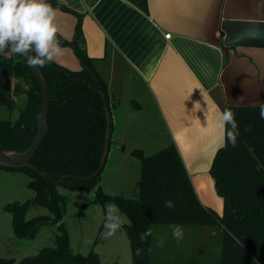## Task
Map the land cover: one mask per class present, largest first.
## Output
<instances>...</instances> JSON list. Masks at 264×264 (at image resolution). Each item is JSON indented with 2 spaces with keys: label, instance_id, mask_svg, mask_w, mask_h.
I'll return each mask as SVG.
<instances>
[{
  "label": "trees",
  "instance_id": "1",
  "mask_svg": "<svg viewBox=\"0 0 264 264\" xmlns=\"http://www.w3.org/2000/svg\"><path fill=\"white\" fill-rule=\"evenodd\" d=\"M47 2L76 15L72 39L65 40L59 34L58 38L61 45L72 48L81 68L70 70L56 62L38 67L48 86L47 132L26 165H0V170L26 173L28 187L34 191L32 199L4 206L11 213L15 236L32 237L48 223H55L58 233L54 246L43 247L19 261L0 256V264H102L93 251L87 255L71 251L62 221L66 197L58 192V185L70 191L94 190L97 201L113 203L128 217L130 222L124 229L132 264H264V119L259 115L260 104L225 106L235 113L239 135L235 147L228 144L217 149L209 169L215 190L223 198L221 214L200 202L172 142L151 154L133 148L130 153L140 165L137 189L129 197L105 193L99 181L106 159L101 163L108 127V151L112 132L111 95L95 67L96 59L86 53L82 14L58 0ZM0 68L26 85L21 88L15 84L3 90L0 83V106L9 111L16 106L15 97L25 95L15 120L0 118V146L20 153L31 145L36 133L40 88L27 63L10 47L0 51ZM24 126L26 134H18ZM169 200L173 202L171 208L165 206ZM33 202L47 207L51 214L26 219ZM173 224L214 231L220 241L219 263L151 260L152 234L144 241L140 236L147 230L152 233L155 226ZM138 248L142 249L139 256Z\"/></svg>",
  "mask_w": 264,
  "mask_h": 264
},
{
  "label": "crops",
  "instance_id": "2",
  "mask_svg": "<svg viewBox=\"0 0 264 264\" xmlns=\"http://www.w3.org/2000/svg\"><path fill=\"white\" fill-rule=\"evenodd\" d=\"M58 2L82 14L86 53L96 59L95 67L111 95L112 130L113 126H133L137 121L148 126L140 117V87L165 130L163 146L175 145L200 202L221 214L223 198L209 173L222 146L216 121L229 104L264 103V0ZM53 8L59 35L71 40L76 15ZM166 33H170L169 38ZM61 47L63 55L54 62L79 70L81 65L72 48ZM113 88L120 93H114ZM125 101L136 112L123 123L113 109ZM132 139H128L131 149L138 148ZM195 233L199 234L195 241L200 248L194 252L191 248L193 256H203L207 254L209 229Z\"/></svg>",
  "mask_w": 264,
  "mask_h": 264
},
{
  "label": "rangeland",
  "instance_id": "3",
  "mask_svg": "<svg viewBox=\"0 0 264 264\" xmlns=\"http://www.w3.org/2000/svg\"><path fill=\"white\" fill-rule=\"evenodd\" d=\"M11 88L18 84L25 88L24 82L15 77H10ZM131 84L130 82H128ZM132 85V84H131ZM120 93L119 89H112ZM139 94L143 103L141 118L148 124L137 121L133 126H113L110 137L109 151L106 155L103 172L99 185L105 193L110 195L132 196L139 184V161L130 153L131 141L138 143V148L145 154H151L163 148L166 141V133L161 126L158 113L150 104L147 93L139 87ZM120 95V94H119ZM119 97L116 98V103ZM25 95L15 97L16 106L9 111L0 106V118L15 120L18 116V107L24 103ZM114 113L118 112V120L123 123L131 117L136 109L129 102H124L118 109L114 107ZM129 115V116H128ZM128 122V121H127ZM127 122L125 125H127ZM127 139L129 142H127ZM29 176L17 170H0V256L14 258L16 261L24 257L35 255L40 249L47 246H54L56 233L55 223L44 224L37 233L29 238H17L12 229L11 213L4 209L6 203L13 201L23 202L32 199L34 191L28 187ZM57 190L66 197L65 214L63 224L67 230L69 245L74 253L87 255L95 252L102 264H132L129 240L124 225L129 223L128 217L120 210L123 227L111 238L105 239L103 227L106 222V210L115 206L111 202L100 203L95 199L94 190L91 191H70L58 185ZM116 207V206H115ZM47 207L37 203H31L25 218L30 219L38 215H50ZM184 237L177 242L172 236L170 225H158L153 228L151 239L150 258L153 261H193L203 263H219L220 241L217 234L212 235L209 228V244L207 254L193 256L195 249L200 248L195 239L199 229L208 230L206 227L194 230L190 226H182ZM195 232H190V230ZM166 234V236H165ZM201 235V234H200ZM200 237V236H199ZM164 238V244L160 246L159 240ZM191 248H193L191 250ZM169 249L172 250L168 251ZM187 252H184V251ZM175 254L174 258L170 255ZM183 253H188L184 254ZM191 255V256H190ZM203 258V260H202Z\"/></svg>",
  "mask_w": 264,
  "mask_h": 264
},
{
  "label": "clouds",
  "instance_id": "4",
  "mask_svg": "<svg viewBox=\"0 0 264 264\" xmlns=\"http://www.w3.org/2000/svg\"><path fill=\"white\" fill-rule=\"evenodd\" d=\"M58 34L60 26L56 22V10L47 0H0V51L10 47L13 54L25 56L29 66L43 68L63 55ZM259 107L260 118L264 119V103ZM216 131L222 146H236L239 128L234 111L225 109L222 112L216 121ZM165 206L171 208L173 202L166 201ZM106 213L103 225L105 239L111 238L123 227L118 207H109ZM170 227L173 238L177 242L182 240L183 227L175 224ZM151 234V230L145 231L140 240L144 241ZM159 244H164V238L159 240ZM141 253L142 249L138 248L136 255Z\"/></svg>",
  "mask_w": 264,
  "mask_h": 264
},
{
  "label": "water",
  "instance_id": "5",
  "mask_svg": "<svg viewBox=\"0 0 264 264\" xmlns=\"http://www.w3.org/2000/svg\"><path fill=\"white\" fill-rule=\"evenodd\" d=\"M22 59L27 63L26 57L22 56ZM28 65V63H27ZM33 76L36 78L40 93H41V101L37 113V122H36V133L31 145L23 152H16V151H7L4 150L2 146H0V165L6 167H21L28 163V160L32 158L35 154L37 148L39 147L42 139L44 138L47 132V106H48V86L41 73L40 69L35 66H29ZM0 83L2 85L3 90H9L11 88V81L9 73L6 69L0 68ZM107 119L109 124V114L107 113ZM27 132V127H20L17 130V133L20 135H25ZM108 140H109V127L106 132V141L103 150V155L101 159V163L104 162L105 156L108 151Z\"/></svg>",
  "mask_w": 264,
  "mask_h": 264
},
{
  "label": "built area",
  "instance_id": "6",
  "mask_svg": "<svg viewBox=\"0 0 264 264\" xmlns=\"http://www.w3.org/2000/svg\"><path fill=\"white\" fill-rule=\"evenodd\" d=\"M165 37H166V38H169V37H170V33H166V34H165Z\"/></svg>",
  "mask_w": 264,
  "mask_h": 264
}]
</instances>
